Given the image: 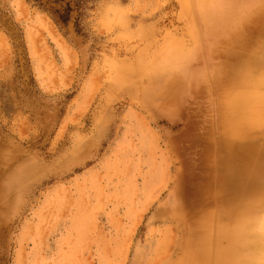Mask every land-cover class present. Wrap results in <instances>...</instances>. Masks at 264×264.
Wrapping results in <instances>:
<instances>
[{
  "label": "rangeland",
  "instance_id": "rangeland-1",
  "mask_svg": "<svg viewBox=\"0 0 264 264\" xmlns=\"http://www.w3.org/2000/svg\"><path fill=\"white\" fill-rule=\"evenodd\" d=\"M204 5L0 0V264H185L199 219L235 221L227 151L264 177V0Z\"/></svg>",
  "mask_w": 264,
  "mask_h": 264
},
{
  "label": "bare ground",
  "instance_id": "bare-ground-1",
  "mask_svg": "<svg viewBox=\"0 0 264 264\" xmlns=\"http://www.w3.org/2000/svg\"><path fill=\"white\" fill-rule=\"evenodd\" d=\"M206 1L196 0V7L203 19L208 18V11L211 9V7L206 8L204 5ZM235 97L236 93L233 94L232 98ZM244 102L246 100L243 99L240 102L242 105L239 104L237 109H243V106L244 108L248 107V103L244 104ZM250 108L245 109L248 112ZM255 117L252 115V119L245 123L248 128L253 127V123L261 126L264 119H259L260 117L255 119ZM246 148L248 147L242 144L235 150L231 147L227 151L228 155L232 157L234 165L238 166L242 173L240 176L235 175L234 179L229 178L227 190V194L233 199V203L239 205L235 212H230L235 221H222L220 213L217 216L216 227L213 232H210L207 220L205 218L199 219L194 230L190 232V239L185 240V264H194L196 261L201 262V264H264V218L254 221L249 216L264 201V196L249 198L251 194L264 188V177H261L262 175L250 177L243 175L244 168L249 166L252 169L253 167L252 162L248 163L246 160ZM235 151H237L236 155H234ZM226 212L228 211L226 210Z\"/></svg>",
  "mask_w": 264,
  "mask_h": 264
}]
</instances>
